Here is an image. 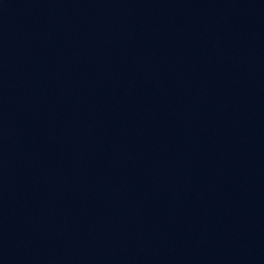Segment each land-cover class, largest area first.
Returning a JSON list of instances; mask_svg holds the SVG:
<instances>
[{
    "label": "water",
    "instance_id": "water-1",
    "mask_svg": "<svg viewBox=\"0 0 264 264\" xmlns=\"http://www.w3.org/2000/svg\"><path fill=\"white\" fill-rule=\"evenodd\" d=\"M0 264H264V0H0Z\"/></svg>",
    "mask_w": 264,
    "mask_h": 264
}]
</instances>
